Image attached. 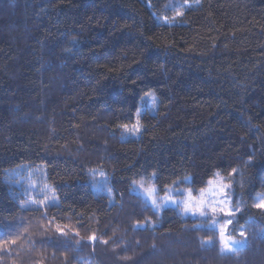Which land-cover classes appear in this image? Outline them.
<instances>
[{
  "label": "trees",
  "instance_id": "trees-1",
  "mask_svg": "<svg viewBox=\"0 0 264 264\" xmlns=\"http://www.w3.org/2000/svg\"><path fill=\"white\" fill-rule=\"evenodd\" d=\"M6 11L0 241L16 244L0 264H264L253 205L264 192V0H8ZM233 169L238 254L132 192L152 173L161 190L190 178L198 192Z\"/></svg>",
  "mask_w": 264,
  "mask_h": 264
},
{
  "label": "rangeland",
  "instance_id": "rangeland-1",
  "mask_svg": "<svg viewBox=\"0 0 264 264\" xmlns=\"http://www.w3.org/2000/svg\"><path fill=\"white\" fill-rule=\"evenodd\" d=\"M23 2V1H22ZM190 6L189 4H187ZM8 8V0H0V15L1 17L5 14H7L6 9ZM12 13V12H11ZM14 14V13H13ZM10 14H8L9 16ZM5 17V16H4ZM165 24H170L172 25L173 22H170L168 20H164ZM102 131H97L96 134L101 133ZM104 134V132H102ZM220 177H223V183H228L231 182L232 187L227 189L228 193V199L231 200L232 206L238 207L240 211L233 217H227L223 213L217 212L216 214H213L210 210H208V215L205 217H201L198 214L193 215L192 213H186L183 211V201L186 200L188 190L191 189L192 196L196 197L197 199L200 198L201 190L198 192H195L191 187H190V178H186L183 181H180L176 183L175 185L166 188L165 190H161L159 186L156 184V174L152 173L150 177L148 178H142L139 181H136L133 183V188L132 192L141 198L144 199L145 202H147L151 206V201L149 200L148 196L145 194L144 189L148 187H154L156 189L154 196L155 199L157 200L158 203L164 202L162 204V207L158 211L159 213L162 212L165 209H174L177 213L182 215L183 217H188L192 218L198 221L199 225L203 228H207L210 230H215L219 232L220 228L224 227L226 220L231 218L233 220V223L227 227V230L225 232L226 237L231 236L235 240H241L244 239V237L240 236V231H243V228H237L236 227V222L238 215L241 214L242 212V206L240 204L239 199H241L239 189H241L242 186V173L237 170L235 173L230 174L229 176H222L219 174V176H215V178L212 179V181H218ZM210 187L209 183L204 188L205 191V199L206 200H216L219 199L220 197H213L209 191H207ZM168 197H172L175 203L172 202V200H168ZM264 199V192L259 193L254 201L253 205H255L259 202V200ZM152 207V206H151ZM257 208V207H256ZM260 211H264V209L257 208ZM215 219L217 221V224L215 227L212 226V220ZM142 225L141 227H138L139 229H150L154 230L155 225L152 223H143L140 224ZM220 234V233H219ZM227 254H232V253H227Z\"/></svg>",
  "mask_w": 264,
  "mask_h": 264
},
{
  "label": "snow or ice",
  "instance_id": "snow-or-ice-1",
  "mask_svg": "<svg viewBox=\"0 0 264 264\" xmlns=\"http://www.w3.org/2000/svg\"><path fill=\"white\" fill-rule=\"evenodd\" d=\"M177 15L182 16V12H178ZM145 96L150 97L153 99V103L155 102V97L153 93L146 92ZM121 127L128 129L129 125L124 124L121 125ZM132 130L135 132L140 131V120H139V113H137V121L135 124L132 125ZM237 170L233 169L232 173H235ZM219 176V174H217ZM209 185L212 186L210 187L207 191L210 192V194L213 197H220L219 199L216 200H206L205 199V189H201V194L200 198L197 199L196 197L192 196L191 189L188 190L187 193V199L184 200L183 203V211L186 213H192L193 215L198 214L201 217H205L208 215V210H210L213 214H216L217 212L223 213L227 217H233L235 216L240 209L238 207L232 206V202L230 199H228V193L227 189L232 187L231 182L228 183H223V177H220L218 181H209ZM145 194L148 196L149 200L151 201V206L154 211H159L160 208L162 207V204L164 202L158 203L157 200L155 199L154 193L156 189L154 187H148L144 189ZM168 200H172V202H176L173 200L172 197H168ZM41 205L44 204V201L40 202ZM257 208L264 209V199L259 200V202L255 205ZM212 226L215 227L217 224V221L215 219L212 220ZM233 223V220L231 218L226 220V223L224 227L220 228L219 233H220V242L222 247L220 248L221 254H227V253H232V254H238L240 251L243 250V246L246 244V237L241 240H235L231 236L225 235V232L227 230V227ZM139 223L135 225L134 227H141ZM57 231L61 234L64 235V231L62 228L57 227ZM240 236L244 237V231H240ZM92 241L96 240L95 236L90 237ZM16 244L15 239H5L3 241H0V248H3L7 244ZM104 243H107V241H104ZM207 246L209 242H202ZM153 248H155V245H153Z\"/></svg>",
  "mask_w": 264,
  "mask_h": 264
}]
</instances>
